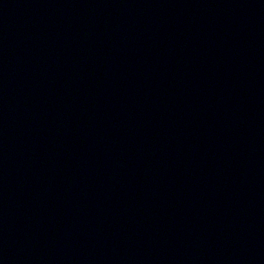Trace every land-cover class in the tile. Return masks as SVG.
<instances>
[{
	"label": "water",
	"instance_id": "water-1",
	"mask_svg": "<svg viewBox=\"0 0 264 264\" xmlns=\"http://www.w3.org/2000/svg\"><path fill=\"white\" fill-rule=\"evenodd\" d=\"M0 264H264V0H0Z\"/></svg>",
	"mask_w": 264,
	"mask_h": 264
}]
</instances>
